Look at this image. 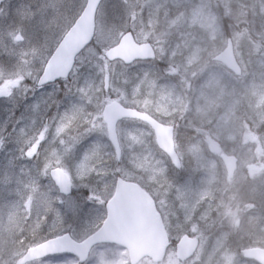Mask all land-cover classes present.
I'll list each match as a JSON object with an SVG mask.
<instances>
[{
	"label": "rangeland",
	"instance_id": "374dc122",
	"mask_svg": "<svg viewBox=\"0 0 264 264\" xmlns=\"http://www.w3.org/2000/svg\"><path fill=\"white\" fill-rule=\"evenodd\" d=\"M190 1L197 2L200 6L193 8V11L195 18L203 21L204 16L201 13L204 7L220 5L221 0ZM84 2L85 0H0V82L16 79L18 76L27 77L26 75H29L30 71L32 72L35 60L34 46L43 44L46 38L58 36L62 26L80 13ZM186 2L188 0H104L99 7L96 17V35L99 39L114 45L122 33L131 30L139 42L156 40L154 45L158 52L165 53L160 58L165 57L167 63L173 64V66H169L171 70H176L172 71L170 75L177 73L180 75L178 87L175 84L172 86L167 77L164 78L162 84L158 83L157 78L148 76L149 71L152 72L153 65L135 68L138 72L134 74L133 84L138 86V95L142 96L147 104L141 103L139 106L133 105L132 107L136 106L141 110L149 111L163 123L165 120H172L175 124L181 120L182 125H186L185 133L181 132L180 136V140L182 139L183 142L179 145L177 141L178 145L176 146L183 166H185L183 172L178 173L172 168V174L168 172L170 176H167V168L170 164L167 159L157 153L155 147L154 150L149 147L150 143L153 145V139L149 138L150 132L145 134L137 129H132L130 125L121 124L123 133H126L122 140L123 147L126 152H130L129 141H131L135 145V151L131 152V155L142 160V163H139L135 168L134 175L147 171L156 179V183L152 185L153 195L159 199L164 217L172 223L173 236L170 235V237L177 239L178 235L185 231L201 237L205 255L224 250L231 252L239 251L245 247H256L258 245L253 244L254 222L249 220L252 213H249L244 205L245 203H255L257 208L264 212V183L259 180V177L264 173L257 172V182H252V166L260 168V165L254 163L255 155L259 157V150L254 151L252 148L254 144H251V150L243 148L247 144L244 139L245 129L243 126L247 124L251 130H259L258 126L264 121V111L259 107L255 111L250 108L251 92L245 94V88L240 81L235 79V84L230 82L229 88L227 83L220 81L221 74L206 64V61H211V57L221 50L222 46L220 47L219 42L207 38L209 43L201 46L198 42L189 39L184 46L187 48H182L181 45L174 48L173 51L169 50L171 47L170 37L163 36V40L166 39L164 44L158 42L160 34L157 32L165 29L169 22L168 11L170 9L167 6L177 7V4H186ZM229 2H231L232 8L236 6L235 0H224V3ZM26 11L30 13L29 18H25ZM143 11L145 15L142 13ZM249 19L252 18L249 17ZM101 25L105 27L102 29ZM157 27H159L158 31H156ZM184 27L194 29L190 22H186ZM250 27L253 35L260 40L259 23L250 25ZM17 29L22 30L25 36L22 42L15 41L14 37L9 38V32ZM230 34L235 41L232 27H230ZM223 39L220 38V40ZM199 40L206 42V39H202V37H199ZM243 43L242 39L236 43L237 57L245 55L244 52L249 51L243 49L245 48ZM248 44L251 45V42L249 41ZM96 50L100 49L97 47ZM244 55L239 61L249 76L253 75L251 64H256L254 79L251 82L256 86L253 91H258L262 83L260 65L264 61V56L254 59L253 62H248ZM259 55L261 56V54ZM81 60H90L87 63V68L93 62L91 66L98 72V78L93 80V76H88L86 80H81L83 83H79L80 78L76 76L75 87H85L87 82L90 95L93 92L99 95L97 89L103 91L106 85H111L104 93V99H116L117 96H122L124 82L128 77L125 72L130 70H124L116 65H108L103 60H99L97 63L95 56L81 57ZM202 73H205L203 79ZM137 74L139 78H136ZM105 77L106 80L102 83ZM121 77L122 81L118 83ZM26 79L33 82V78L24 79V84L30 91L28 90L26 93L17 91L15 97L11 99L0 98V135L5 138V147L0 150V176L9 172L19 173L21 168L15 165L13 159L15 158L17 163L20 159H26L20 157L19 129L27 125L31 130L30 122L33 118L36 119V124L41 121L38 128L43 124H53V117L63 112L74 100L73 97L64 95L58 103L54 102L57 93L62 89H59L60 86L56 87L55 85L36 90L32 88L33 83L32 87L30 83H25ZM9 85L7 82L4 86L7 88ZM66 85L64 93L67 91ZM117 86H119L118 90ZM29 96L32 99L28 100ZM206 99L215 109V116L211 123H207L203 116L193 118L191 122L185 118L182 109L186 104L195 111L196 104H203ZM37 103H40L39 111L34 109V105ZM131 122L135 123L136 121ZM135 124L144 127L142 123ZM182 127L184 126H181V129H183ZM12 128L14 130L11 131ZM93 137L96 136L93 135ZM202 138L205 140H201ZM91 141L94 142L90 137L83 140L66 163L71 166L78 161L91 146ZM254 141L259 149H264V144H260L257 140ZM212 143L224 150L225 153L237 155L239 171L234 181L230 182L226 178L219 161L211 157ZM10 146H13L15 150L10 149L12 148ZM43 159V150H41L39 159H32V168L36 170L43 163ZM126 162H130V160L126 159ZM22 165L23 162L20 166ZM160 169H164V172L162 173ZM167 178L169 181L174 178L182 181L174 188L171 184L166 183ZM41 179L39 182L43 190L48 191L51 196L60 197L65 201V203L58 201L55 205L62 217L59 228L75 236L76 240L85 238L91 232L93 225L103 217L104 207L89 200L90 189L80 183H76L72 187L75 195L63 198L57 193L49 178L41 177ZM89 183H95V181ZM233 196H236L235 200L232 199ZM15 199L17 197L14 186L6 188L3 183H0V256L13 248L25 249L37 244L33 240L28 225L19 221L15 213L6 211L8 203ZM159 205L158 209H160ZM219 206L221 208H218ZM54 219V215H49L48 222L42 225L41 236L51 237ZM229 239L231 240L230 248L229 245L226 246ZM21 240H23L22 244ZM115 252L116 246H98L91 252L85 264H98L101 253L106 258H111ZM119 256L127 258V253L122 249ZM45 260L50 261V264H66V262L76 264L77 261L69 255L48 257ZM119 264H128V259H121ZM225 264H232L231 257L225 258Z\"/></svg>",
	"mask_w": 264,
	"mask_h": 264
},
{
	"label": "clouds",
	"instance_id": "9594fccd",
	"mask_svg": "<svg viewBox=\"0 0 264 264\" xmlns=\"http://www.w3.org/2000/svg\"><path fill=\"white\" fill-rule=\"evenodd\" d=\"M237 5L236 9L231 7V2L224 3L221 0V5L224 8L223 14L217 10H213L212 5H207L202 11L204 16L203 21H199L195 18L192 5H178L177 6V17L182 18L185 22H190L193 25L194 30L201 32L209 40H216L223 33L224 19L227 18L231 20L230 27L233 28L234 37L237 43L241 39L248 38L252 41V29L250 25L259 23V37L260 43L252 44L250 49V54L255 52H260L261 56H264V0H235ZM196 7H200L197 5ZM249 17L252 19L250 20ZM84 20L74 18L66 22L58 36L53 38H46L43 44L35 47V60L32 65V72L29 75H33V87L43 88L41 85L45 86L49 83H55L56 81H69L71 77V82H68L66 87L67 91L64 93L65 96L73 97L74 100L70 102L69 106L61 113L70 109L73 105H81L84 108V113L72 123L71 128L67 132L68 137L79 136L82 137V141L86 138L95 135L97 140L94 141L91 146L96 144L111 145L114 138H118L120 141V146L123 147L122 140L126 133H123L121 129L122 121H113L111 119V111L117 105L120 106L122 111L132 110L133 105L139 106L141 103L147 104L146 100L142 96L138 95V86L132 84L131 81L126 80L124 82V92L122 96H117L115 100L108 98L104 99V93L108 91L111 85H106L103 91L97 89L99 95L93 92L90 96H81L75 87L76 73L80 69L78 61L81 57L89 58L92 56L97 57V63L99 60L115 61L119 62L118 58L112 56L111 53L115 50L113 44L108 41L99 39L93 31L91 35H83L77 46L72 45V40L75 37L81 36V26ZM105 26L101 25L103 29ZM139 42V41H138ZM97 47L100 49L97 51ZM153 56L160 55L163 56L165 53L157 52L155 48L152 49ZM215 60L226 59L229 66L235 69L237 73V78L240 80L242 86L245 88V94L251 92L249 97V106L253 111L259 107L264 111V61L260 65L261 73V85L258 91H253L256 87L251 81L248 80V72L245 69L237 67L236 62L232 59L231 47L225 49L220 55L214 57ZM63 64L64 69L58 75H53L52 70L57 64ZM131 63V62H128ZM212 61H206V64H211ZM173 71H176L173 69ZM202 71V70H201ZM38 78V79H36ZM24 76L16 77L18 81L14 88L18 89L21 85L20 82H24ZM5 83L7 81L0 83V88H5ZM119 86H117V90ZM13 95V88H8L6 93L0 92V96L4 98H9ZM191 101L189 100V103ZM219 107V105H217ZM185 114V118L191 119L197 117H205L207 123H211L215 116V109L212 104L207 99L203 104L197 103L195 106V111L188 107L186 104L182 109ZM88 116H91L93 121L102 120L105 123H111L112 127L105 130L100 127L99 124H95L90 132L86 133L89 125L87 123ZM165 123L169 125L173 124L172 120H165ZM244 139L257 140L260 144H264V132L257 133L251 130L250 126L245 124L244 126ZM174 136L180 134V125L175 124L173 127ZM251 150V149H250ZM259 155L264 157V149H259ZM73 169L75 175L79 174L80 166L76 165L75 162L70 166ZM121 167L127 168L130 172L132 178L127 177H116L117 185H124L129 182H136L138 187L148 195H152L154 189L152 185L156 183V179L151 175L150 172H143L135 174V168L131 162H126V159L121 162ZM264 173V164L257 169L254 165L251 169L252 182H257L256 173ZM71 178H75L72 173H70ZM260 182L264 183V175L259 177ZM95 181V177H88L84 182ZM75 183H80L79 180H75ZM244 208L252 215L249 216V220L253 223L254 239L253 244L258 245L261 249H264V212L257 208L255 203H245ZM158 215L161 216V225L164 232L167 235H171L172 223L166 217H164L163 212H159ZM179 243L175 248L169 247L171 243L164 244V251L155 258H146L141 260L140 264H225V258L231 257L232 264H257L255 260L245 259L248 257L249 253L247 249H242L239 251L228 250L218 251L216 253L205 255L203 248H197L198 237L188 236L187 232L178 235ZM23 243V240L20 241ZM30 252V248L17 249L13 248L11 251L0 256V264H27L26 257ZM128 259V258H126ZM128 264H131L130 259Z\"/></svg>",
	"mask_w": 264,
	"mask_h": 264
},
{
	"label": "snow or ice",
	"instance_id": "6c2138e0",
	"mask_svg": "<svg viewBox=\"0 0 264 264\" xmlns=\"http://www.w3.org/2000/svg\"><path fill=\"white\" fill-rule=\"evenodd\" d=\"M98 7L99 0H86V5L76 18L86 20L94 15ZM29 16L30 13L26 11L25 18H29ZM13 37L15 41L19 42L25 39L23 31L20 29L9 32V38ZM25 78L34 79V76L29 75ZM7 82L12 86L0 88V92L6 93L8 88H13V95L9 97L10 99L15 97L17 91H24L25 93L28 91V86L24 82H20L21 86L18 89L14 88L18 83L16 79H10ZM77 91L81 96H90L87 82L85 87L77 86ZM40 103L34 105L36 111H39ZM82 114H85L84 108L81 105H73L64 113H58L56 117H53V124H43L39 128L36 127V119L33 118L30 122L31 130L26 125L18 131V140L21 144L20 157L29 160L39 159L41 150H43V163L35 171L21 168L19 173L13 174L9 172L0 176V183H3L4 187L12 188L14 186L17 197V199L8 203L6 211L15 213L19 221H23L28 225L36 243L46 241L49 238L53 240L65 237L75 239V236L59 228L62 223V217L55 205L58 201L60 203H65V201L61 200L60 197H53L48 191L43 190L39 182L41 177L50 178L54 181L57 191L61 194L69 193L76 184L75 180H79L80 184L90 189L88 199L102 205L105 209L103 217L93 225L91 232L87 234L91 238L103 236L114 228L113 202L117 199V193L121 187V185H117L116 177L132 178L129 170L121 167V162L129 159L134 168L139 163H142V160L131 155V152L135 151V145L131 141H129L131 151L126 152V149L120 146L119 139L114 138L111 145L96 144L90 146L82 157L75 162L76 165L80 166L79 174L75 175L72 167L66 161L82 142V137H68L67 132L71 128L73 121ZM131 115L135 116L136 113L133 112ZM87 123L89 127L86 129L85 134L90 132L95 124H99L105 130L112 127L110 122L93 121L91 116H88ZM4 147L5 138L0 135V150H3ZM160 171L163 173L164 169H160ZM60 172L64 174L63 181L59 178L58 174ZM70 173L74 175V179L70 177ZM88 177H95V183L84 182ZM49 215H54L55 217L52 226L53 234L51 237H43L40 235V231L42 225L48 222ZM101 244L104 243L101 242ZM121 250L122 246L116 247L115 255L111 258H106L101 253L98 264H119L121 259H126V257L119 256ZM53 254L57 253L52 252L49 255ZM85 260L80 258L76 261V264H83ZM27 264H50V261L42 258L39 261H27ZM66 264H69V262H66Z\"/></svg>",
	"mask_w": 264,
	"mask_h": 264
},
{
	"label": "water",
	"instance_id": "95a60500",
	"mask_svg": "<svg viewBox=\"0 0 264 264\" xmlns=\"http://www.w3.org/2000/svg\"><path fill=\"white\" fill-rule=\"evenodd\" d=\"M101 1L102 0H99V5ZM97 10L98 8L95 10L93 16L82 22L81 36L73 38V46L78 45L83 35H91L93 31H95ZM114 47L115 50L111 55L117 57L118 60L123 61L125 64H130L128 62L132 63L136 60H151L155 57L152 54L153 48L151 45L148 43H136L133 34L130 31L124 33ZM229 47H231L232 50V59L236 62L230 40H228L225 49H228ZM217 61L222 62L230 71L237 75L235 69L229 66L226 59ZM236 65L239 67L237 62ZM63 69L64 65L58 63L53 68L52 74L58 75ZM133 112L136 113L135 116L131 115ZM110 115L113 121L135 119L147 123L154 131L157 147L169 158L170 162L176 169H180V161L174 149L173 127L162 125L147 114L137 110L132 109L127 112L122 111L119 105L112 109ZM221 159L225 165L228 176L232 177L236 167V159L224 155ZM58 175L60 180L63 181V172H60ZM70 193L71 190L67 194H60L67 196ZM113 204V230L103 236L91 238L88 236L80 242L67 237L55 240L49 239L41 244L30 247V252L26 257V260L35 261L47 256H52L49 255L52 252L57 254L68 253L75 256L77 259L84 258L87 260L91 249L94 246L101 244V242L116 244L125 248L128 252L131 264H138L145 257H158L159 254L164 251V244L169 243V239L163 230L161 216L158 215L153 199L145 193L141 187H138L136 183L129 182L121 185L119 192L117 193V199ZM247 251L249 255L246 259H252L260 264H264V249L248 248Z\"/></svg>",
	"mask_w": 264,
	"mask_h": 264
},
{
	"label": "trees",
	"instance_id": "16d2710c",
	"mask_svg": "<svg viewBox=\"0 0 264 264\" xmlns=\"http://www.w3.org/2000/svg\"><path fill=\"white\" fill-rule=\"evenodd\" d=\"M183 1V0H182ZM183 3V2H182ZM181 3V4H182ZM181 4H177V6L178 5H181ZM195 4H196V2H192V1H190V0H188V2H186V4H183V5H192L193 6V8H195ZM236 7H237V5L236 6H234L233 7V9H236ZM167 8L168 9H170L169 11H168V16H169V22H168V24H167V26L165 27V29H162V30H160V31H158V28L159 27H157L156 28V31H158L157 33H159L160 34V39H159V43H165V41H166V39L165 40H163V36H168V37H170V46L171 47H169L170 49V51H173V49L174 48H176L177 46H181L182 45V48H187V47H184L186 44H185V42H188L189 41V39L191 40V41H193V40H196V39H191V38H193L194 36H196V30H194V29H189L188 27L187 28H185L184 27V24L186 23L182 18H178L177 17V7L176 6H167ZM214 10H217V11H219L221 14H223V11H224V8H223V6L221 5L220 7H214ZM142 13H144V11L142 12ZM144 15H145V13H144ZM231 20H229V19H227V18H225L224 19V26H223V32L224 33H227V30H228V28L230 27V25H231ZM172 28H173V30H172ZM178 30H181V32H178ZM215 41H218V40H215ZM151 42H155L156 43V40H151ZM202 45L204 44V43H202V42H200ZM253 43H256V44H259L260 43V40L258 39V38H256L254 35H253V33H252V41H251V45H248L247 43H246V45H247V47H249L248 49H249V53H250V49L252 48V44ZM259 52L257 51V52H255V53H251V55H253L254 57L256 56V55H254V54H258ZM250 57V56H249ZM80 65V69H79V71L75 74L76 76H79V78L80 79H82V80H86L87 79V77L88 76H93V71H89V68H87V64H83V63H81V64H79ZM168 65H169V63H168ZM171 65L173 66V64L171 63ZM87 68V69H86ZM85 69H86V71H89V72H86V74H85ZM128 68H126V70H127ZM163 71H164V74H170V72H172L173 70H170V69H166V68H164L163 69ZM31 72V71H30ZM136 72L135 71H133L132 73H128V75L135 81V76H134V74H135ZM102 77H103V75H101ZM28 77V76H27ZM136 78H139V75L137 74V76H136ZM175 78H177V77H175ZM72 78H70L69 80H71ZM93 80H97V79H93ZM80 81V80H79ZM30 83L31 84V87H32V80H30V79H26L25 80V83ZM68 82H70V81H68ZM68 82H61L60 83V87H59V89L60 88H62L61 90H59V92L57 93V95H56V101L54 100V102H57L58 103V101H60L62 98H63V96H64V91L66 90L65 89V85L68 83ZM102 83H104V81H102ZM174 83V82H173ZM175 84V83H174ZM33 89H34V87H32ZM28 90L30 91V89L28 88ZM30 98H32V97H28V99H30ZM53 102V103H54ZM183 126H185L186 127V125L184 124ZM37 127V126H36ZM185 127H182L183 129H181V126H180V136H181V132H183V133H185V131H184V128ZM188 128V127H187ZM258 128H259V130L258 129H256V132L257 133H259V132H264V121H263V123L261 124V125H259L258 126ZM183 130V131H182ZM249 141H253V140H249ZM157 151V153H159L158 152V150H156ZM160 154V153H159ZM25 164L22 166V168H28V169H32L33 171H35V169H33L31 166H30V164H31V162L29 161V160H26V162H24ZM171 170L172 171V169H171V167H168L167 168V170ZM41 179V178H40ZM42 181H43V179H41ZM25 232V231H24ZM23 232V233H24ZM25 234V233H24ZM24 236H26V235H24Z\"/></svg>",
	"mask_w": 264,
	"mask_h": 264
},
{
	"label": "flooded vegetation",
	"instance_id": "af4514ba",
	"mask_svg": "<svg viewBox=\"0 0 264 264\" xmlns=\"http://www.w3.org/2000/svg\"><path fill=\"white\" fill-rule=\"evenodd\" d=\"M10 87H11V86H10ZM212 154L216 155V153H215V152H213V151H212ZM201 247H202V246H201ZM199 248H200V245H199Z\"/></svg>",
	"mask_w": 264,
	"mask_h": 264
}]
</instances>
